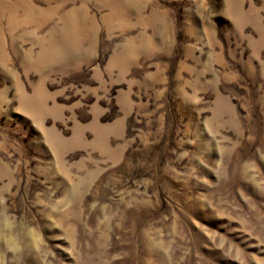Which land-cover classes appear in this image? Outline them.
I'll use <instances>...</instances> for the list:
<instances>
[{
  "label": "rangeland",
  "instance_id": "374dc122",
  "mask_svg": "<svg viewBox=\"0 0 264 264\" xmlns=\"http://www.w3.org/2000/svg\"><path fill=\"white\" fill-rule=\"evenodd\" d=\"M0 264H264V0H0Z\"/></svg>",
  "mask_w": 264,
  "mask_h": 264
}]
</instances>
